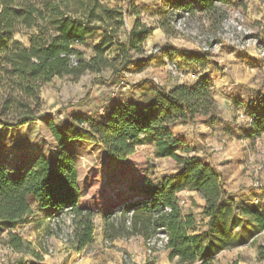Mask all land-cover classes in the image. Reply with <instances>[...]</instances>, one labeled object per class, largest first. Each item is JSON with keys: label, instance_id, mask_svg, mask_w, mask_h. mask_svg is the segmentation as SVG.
Here are the masks:
<instances>
[{"label": "rangeland", "instance_id": "rangeland-1", "mask_svg": "<svg viewBox=\"0 0 264 264\" xmlns=\"http://www.w3.org/2000/svg\"><path fill=\"white\" fill-rule=\"evenodd\" d=\"M104 1L116 3L127 12L118 34L120 41L127 39L126 19L132 16L129 15L131 11H137L135 19L154 28L143 43V50L131 51V59L120 75L111 76L112 69L108 67L99 73L87 71L78 78L71 75L53 77L41 87L43 106L39 117L20 125L0 124V162L12 173L20 166H29L37 156L51 160L60 150L72 155L81 191L78 206L93 213L94 230H100V238L77 251L72 215L67 211L44 210L35 203L25 218L28 227L21 232L20 225L13 231L22 233L21 237L41 256L42 252L47 254V260L42 257L40 261L44 264L51 263L50 257H58L57 264H89L91 257L99 264L109 261L124 264L123 254L130 257V264H179L176 257L170 259V250L166 247L148 255L144 244L147 236L133 233L119 216L110 215L112 220H106L118 204L144 199L149 182L156 184L162 177L173 175L174 160L157 157L154 144L147 137L125 159H115L100 145L83 139H70L58 146L48 123L51 121L57 129L63 130L68 122L79 123L77 119L81 116L102 121V113L116 101L142 103L153 96L155 89L207 77L217 104L218 120L208 124L200 118L195 123L179 126L183 127V133L188 130L198 134L203 130V136L210 135L218 143H229L234 141L231 136H236L238 148L243 153L236 156L238 161L232 160L237 149L231 146L229 150L234 149V152L225 158L228 163L224 166L226 175L224 179L221 177L222 182L235 181L230 192L234 195H227L225 200L229 211L220 219L210 218L202 209L195 210L193 229L195 233H205L204 253L212 254L217 264H227L234 259L240 261L238 264H264V133L249 135L253 137L249 142L241 141L242 134L248 136L246 133L251 127L249 107L264 97V56L258 50L264 41V0L215 1L216 8L211 12L197 9L185 12L169 7L166 31L160 27L158 14L162 0ZM35 31L34 26L21 27L14 32L13 38L28 45ZM101 35L102 30H95L75 47L89 58L93 54L92 46ZM174 48L207 52L206 61L203 65L185 63L179 58V52L172 56L166 54ZM106 57H117L115 67H118L119 46L113 45ZM170 59L176 61L177 70L167 68ZM87 125L85 122L83 127ZM171 131L177 130L171 128ZM188 152L190 147L188 151L179 150L186 156ZM185 204L181 211L196 206L191 199ZM244 207L257 209L263 215L262 229L252 215L243 213ZM51 213L58 216L54 225L47 220ZM33 220H42L39 231L36 229L40 225L34 226ZM7 231L5 225L0 224V264L21 255L7 248ZM64 235L67 236L65 241ZM113 239H122L126 245L113 244ZM47 244L53 248L51 253L46 251ZM25 256L33 259L28 253Z\"/></svg>", "mask_w": 264, "mask_h": 264}, {"label": "trees", "instance_id": "trees-1", "mask_svg": "<svg viewBox=\"0 0 264 264\" xmlns=\"http://www.w3.org/2000/svg\"><path fill=\"white\" fill-rule=\"evenodd\" d=\"M215 1L226 2L162 0L158 8L160 27L167 30L169 7L185 12L194 9L211 12L216 8ZM126 14L118 4L104 0H0V124L20 125L39 117L43 106L41 87L55 76L78 78L87 71L99 73L108 67L112 69L111 76L120 75L131 59V51L141 52L144 41L154 30L136 18L126 41H120L118 34ZM136 14L137 11L129 13ZM31 26L36 31L30 35L28 45L13 38L17 29ZM95 30H102V35L92 46L93 54L85 58L75 45L83 43ZM113 45H118L120 50L118 67H115L117 57H106ZM175 52L180 53L179 58L185 63L198 65L205 63L208 54L175 48L166 54L172 56ZM249 108L251 127L246 134L264 133V97ZM200 118L208 124L218 120L217 104L207 77L155 89L153 96L142 103L116 101L102 121L81 116L77 119L79 123L68 122L63 130L51 121L48 124L58 146L70 139H83L100 145L115 159L132 155L143 138H149L156 156L174 160L179 171L162 177L159 183L149 182L144 199L122 202L107 217L121 210L119 217L125 225L126 212L133 210L131 225L125 227L146 236L163 228L169 236L166 248L170 250V259L176 257L179 264H217L212 254L204 253L205 233L194 232L193 215L183 214L177 202L179 191L196 189L204 199L203 214L221 219L229 211L225 205L227 191L218 170L195 155L179 153V150L188 151L189 147L171 131L174 124L195 123ZM80 122L88 125L83 127ZM80 197L78 170L66 150H60L51 160L37 156L29 166H20L13 173L0 162V224L8 229L7 245L21 253L6 264H44L40 262L41 254L13 231L26 222L32 203L50 211L67 209L72 215L76 250L90 244L93 213L78 206ZM159 207H169L170 211L162 212ZM242 210L253 216L259 229L263 228V215L257 209ZM27 253L33 259L26 257ZM227 264H238V260Z\"/></svg>", "mask_w": 264, "mask_h": 264}, {"label": "crops", "instance_id": "crops-1", "mask_svg": "<svg viewBox=\"0 0 264 264\" xmlns=\"http://www.w3.org/2000/svg\"><path fill=\"white\" fill-rule=\"evenodd\" d=\"M128 17H129V20L126 19V26L128 27V31H129L134 25L135 17L134 16H128ZM131 17H133V19H131ZM121 101H123V100H121ZM108 111H109V109H107L104 113H102V116L100 119L103 120L105 118V116L107 115ZM74 114H78V113H74ZM179 125L180 124H174L171 127V128H174L177 130L174 132L172 131V134L174 136L182 139L185 142V144L188 147H190V152H188V156L195 155L203 163H206V164H209V165L215 167L218 170L221 177H223V179H224V176L226 175L225 174L226 168L224 166L226 163H228V161H225V158L232 156V152H234L235 148L237 150H235L236 154L234 155L235 157H233L232 160L238 161L236 159L237 158L236 156H240V153H243V151L238 148L239 145L236 142V136L232 135L231 137H232V139H234V141H231L229 143L228 142H225L226 144L223 142L218 143L213 138H211L210 135L203 136L202 135L204 132L203 130H201L198 134H194L193 132H189L188 130L185 133H183V131H182L183 127H180L182 125H180V126ZM243 135H244V133L242 134V137H241L242 142H249L253 138L252 136H243ZM231 146H233V148H234L232 151L229 150ZM166 158H168V157H166ZM222 160H224V161H222ZM174 169H175L174 174L179 171V167L177 165H175ZM234 183H235V181L229 180V179H227L226 181L225 180L223 181V187L227 191V195L228 196L230 195V197L232 195H234L233 193H230L234 189V186H235ZM177 196L185 199V201H186L185 206L187 204H189L190 199L196 205L195 206L196 209H195V207L191 206L189 208H186L184 211H182L183 214H194L196 212L195 210H201L203 205H204V199H202L198 195L196 189H183L177 193ZM189 196H191L190 199H189ZM44 210H50V209H44ZM106 220L107 221L112 220L111 216H109ZM32 223L34 226L40 225L36 229V231H39V228L42 226V220H36V221L33 220ZM99 238H100V230L97 231V229H95L93 232V242L98 241ZM116 242H119L118 244L120 246L126 245V243L122 239H115V240L113 239L112 243L116 244ZM46 256H47V254L42 252V257L44 258V261L47 260ZM57 258L56 257L55 258L50 257L51 263H49V264H57V263H55L56 262L55 260H57ZM89 261H90L89 264H99V263H96V260L94 257H91L89 259ZM162 262H163V260H161V263ZM238 263H240V261ZM102 264H111V263L109 261L107 263L103 262Z\"/></svg>", "mask_w": 264, "mask_h": 264}, {"label": "built area", "instance_id": "built-area-1", "mask_svg": "<svg viewBox=\"0 0 264 264\" xmlns=\"http://www.w3.org/2000/svg\"><path fill=\"white\" fill-rule=\"evenodd\" d=\"M259 53L260 55H263L264 56V41L263 43H260L259 44ZM71 59L73 61V63H75V59L73 58V55H71ZM177 63L175 60L173 59H170L168 62H167V68L170 70V71H175L177 70ZM85 123L84 122H80V125H84ZM178 205L181 207L185 204V200L184 199H181L178 197ZM160 211L162 212H169L170 211V208L169 207H159ZM67 210V209H65ZM64 210V211H65ZM121 210L113 213L112 215H117L119 216L121 214ZM133 213V210H129L126 212V219H125V225L127 227H129L131 225V215ZM47 220L48 222H50V224L54 225L57 221H58V216L57 214H50L48 217H47ZM28 221L24 222L22 224V226H20L21 228V232H23L25 230V228L28 227ZM22 234V233H21ZM20 234V235H21ZM62 239L65 241L67 239V236L64 235L62 236ZM168 240H169V236L167 234V232L163 229V228H157L156 231L150 235H148L145 239H144V244H145V249H146V252L148 255H151L153 254L156 250L158 249H161V248H165L167 243H168ZM7 248L9 250H12L14 251L11 247H9L7 245ZM46 251L48 253H51L53 251V248L51 246H49L48 244L46 245ZM122 260L124 262V264H130L131 262V259L130 257L127 255V254H123L122 255Z\"/></svg>", "mask_w": 264, "mask_h": 264}]
</instances>
